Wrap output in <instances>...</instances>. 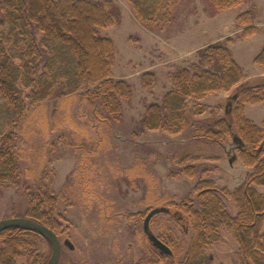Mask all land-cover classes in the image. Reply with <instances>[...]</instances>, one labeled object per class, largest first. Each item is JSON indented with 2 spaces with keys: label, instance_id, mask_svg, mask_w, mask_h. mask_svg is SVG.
Returning a JSON list of instances; mask_svg holds the SVG:
<instances>
[{
  "label": "rangeland",
  "instance_id": "1",
  "mask_svg": "<svg viewBox=\"0 0 264 264\" xmlns=\"http://www.w3.org/2000/svg\"><path fill=\"white\" fill-rule=\"evenodd\" d=\"M112 1L118 22L100 29V34L114 45L113 78L131 87L130 97L122 100V120L112 126L96 120L83 92L45 101L18 131L21 173L17 185L4 189L0 201L3 220L26 217L46 190L57 198L55 223L61 226L60 238L74 246L62 247L59 264L157 261L143 221L147 212L160 206L169 207L171 214L155 215L151 230L181 245L184 253L194 232L185 213L189 205L197 209L210 186L226 192L227 211L235 216L238 207L230 194L252 170L239 158L231 140L224 149L195 138L193 124L171 134L162 128L144 129L142 119L150 105L163 104L173 88L174 72L197 62L206 46L241 40L236 55L248 60L264 42L259 35L245 36L249 31L238 26L236 17L255 8V19L261 18L254 25L257 32L264 29L260 25L264 24V0H245L240 7L221 11L211 0H181L163 30L139 21L128 0ZM229 93L221 91L199 101L207 111L192 115L193 120L223 118L219 99ZM252 187L264 195V186ZM220 237L205 249L198 264H240L233 232L221 229ZM39 249L46 264L52 248L42 239ZM16 262L36 264V253L23 251Z\"/></svg>",
  "mask_w": 264,
  "mask_h": 264
},
{
  "label": "trees",
  "instance_id": "2",
  "mask_svg": "<svg viewBox=\"0 0 264 264\" xmlns=\"http://www.w3.org/2000/svg\"><path fill=\"white\" fill-rule=\"evenodd\" d=\"M180 1L128 0L139 21L161 30L173 20ZM244 1L211 0L218 11L240 7ZM255 16L254 8L236 17L238 26L249 31L245 36L257 33ZM118 19L112 0H0V201L4 189L17 185L21 173L18 131L45 101L83 92L96 120L108 126L122 120V100L130 97L131 87L113 78L114 45L100 34V29ZM231 43L228 39L210 44L199 52L197 62L177 69L163 104L150 105L142 119L144 129L162 128L171 134L193 124L195 138L224 149L228 141L236 142L239 158L252 169L241 186L229 193L238 207L235 216L227 211L226 192L210 186L197 209L189 205L185 213L194 232L188 256L196 257L194 264L221 239V229L235 235L240 264H264V195L252 187L264 186V126L245 114L247 104L264 103V82H243L244 70L233 56ZM254 61L264 71V45ZM221 91L232 93L230 116L193 120L192 115L207 111L199 101ZM56 202L46 190L26 217L48 222L59 233L61 226L54 223ZM41 240L24 228L0 230V264H17L23 251L36 253V264H45ZM169 244L175 255L181 253L180 246Z\"/></svg>",
  "mask_w": 264,
  "mask_h": 264
},
{
  "label": "water",
  "instance_id": "3",
  "mask_svg": "<svg viewBox=\"0 0 264 264\" xmlns=\"http://www.w3.org/2000/svg\"><path fill=\"white\" fill-rule=\"evenodd\" d=\"M170 209L166 206L155 207L150 210L143 222V231L148 237V240L152 244L153 247L162 250L166 253L172 254V250L162 242L156 234L151 230L150 222L152 218L160 213H169ZM19 227L27 230H31L39 235H41L44 239H46L52 248V253L49 258L47 264H59L61 257V242L57 236V234L49 229L47 226L39 223L28 217H12L0 220V230H5L8 228ZM152 264H165V263H152Z\"/></svg>",
  "mask_w": 264,
  "mask_h": 264
},
{
  "label": "crops",
  "instance_id": "4",
  "mask_svg": "<svg viewBox=\"0 0 264 264\" xmlns=\"http://www.w3.org/2000/svg\"><path fill=\"white\" fill-rule=\"evenodd\" d=\"M257 18H261V17H257ZM257 18L255 20H257ZM260 25H264L263 23H261ZM263 31V32H261ZM254 35H259V40H263L264 42V29H260L257 34ZM253 35V36H254ZM252 35L248 38H251ZM255 37V36H254ZM242 38V37H241ZM241 40H236L234 41V43H232L231 46V50L233 51V56L235 58V60L238 62V64L243 68L244 70V81L245 83L249 84V85H257L260 82H264V71L262 70V68L255 63L254 59L255 57L260 53V51L263 48L262 44L259 48L254 49L248 60H244L242 57L236 55L235 52V47H237V42H239ZM205 44H203L204 46ZM160 95V94H158ZM232 93L230 92L229 94H223L221 95L220 99L221 102L220 104H222L224 106V108L222 109L224 112V115L226 117H229L230 114L228 113V105L232 103L233 99H232ZM233 107V105H232ZM245 114L248 118H250L251 120H253L256 124L258 125H263L264 126V103H258V104H247L245 106ZM195 141V140H193ZM236 142H233V145ZM202 144V143H201ZM202 147H208L205 144H202ZM229 147V145L227 146V148ZM237 160V159H236Z\"/></svg>",
  "mask_w": 264,
  "mask_h": 264
},
{
  "label": "flooded vegetation",
  "instance_id": "5",
  "mask_svg": "<svg viewBox=\"0 0 264 264\" xmlns=\"http://www.w3.org/2000/svg\"><path fill=\"white\" fill-rule=\"evenodd\" d=\"M178 213V212H177ZM148 214V212L145 214V216H144V219H145V217H146V215ZM171 214V213H170ZM39 223H41V224H43V225H45V226H47L49 229H51L49 226H48V222H40V221H38ZM144 222V221H143ZM55 223V222H54ZM151 223V222H150ZM151 226V225H150ZM52 231H54L56 234H57V236H58V238H59V240H60V242H61V254H62V247L63 246H68L70 249H73L74 248V246L70 243V241L68 240V239H64V240H62L60 237V235H62L63 234V232L62 231H60L59 233H61V234H59V233H57L55 230H53V229H51ZM31 231V230H30ZM33 232V231H32ZM33 233H35V232H33ZM35 234H37V233H35ZM37 235H39V234H37ZM146 235V234H145ZM41 236V235H40ZM162 242H164L166 245H168L169 246V248L172 250V254H168V253H166V252H164V251H162V250H159V249H157V248H155V247H153L152 246V244L150 243V241L148 240V237L146 236V238H147V240H148V243L152 246L151 248H153L154 250H155V252L158 254V260L157 261H154L153 263H165V264H189V262H190V264H194L195 262V256H188V251H189V248L190 247H188L187 248V250L184 252V253H180V254H178V255H175V252L173 251V249L171 248V246H170V244H169V241L165 238V237H163V236H161V235H156ZM42 237V236H41ZM42 239L43 240H45V241H47L46 239H44L43 237H42ZM171 241H172V239H171ZM170 241V242H171ZM48 242V241H47ZM49 243V242H48ZM49 245H50V243H49ZM51 246V245H50ZM180 247L182 248V246L180 245ZM168 258H170L171 259V261L168 259ZM49 261V260H48ZM60 262V261H59ZM48 263V262H47ZM46 263V264H47ZM149 264H152V263H149Z\"/></svg>",
  "mask_w": 264,
  "mask_h": 264
}]
</instances>
